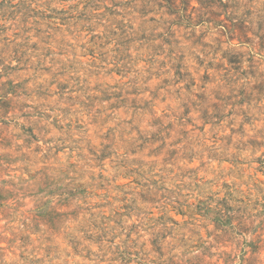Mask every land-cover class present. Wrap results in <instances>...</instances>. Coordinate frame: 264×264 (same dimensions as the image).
Segmentation results:
<instances>
[{"label": "rangeland", "instance_id": "1", "mask_svg": "<svg viewBox=\"0 0 264 264\" xmlns=\"http://www.w3.org/2000/svg\"><path fill=\"white\" fill-rule=\"evenodd\" d=\"M185 3L0 0V264H264V0Z\"/></svg>", "mask_w": 264, "mask_h": 264}, {"label": "trees", "instance_id": "2", "mask_svg": "<svg viewBox=\"0 0 264 264\" xmlns=\"http://www.w3.org/2000/svg\"><path fill=\"white\" fill-rule=\"evenodd\" d=\"M168 4H170L171 6H173V9L177 10V12L180 10V7L185 3V0H180L179 3H176L177 0H166ZM200 6H202V0H196ZM203 22H207V21H203Z\"/></svg>", "mask_w": 264, "mask_h": 264}]
</instances>
